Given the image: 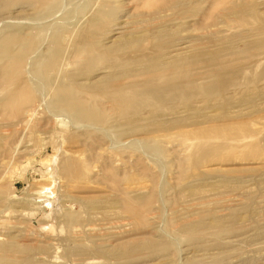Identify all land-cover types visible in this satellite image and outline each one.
Segmentation results:
<instances>
[{
	"label": "rangeland",
	"instance_id": "obj_1",
	"mask_svg": "<svg viewBox=\"0 0 264 264\" xmlns=\"http://www.w3.org/2000/svg\"><path fill=\"white\" fill-rule=\"evenodd\" d=\"M35 1L0 0V264H264V0ZM168 54L232 77L124 117L69 80Z\"/></svg>",
	"mask_w": 264,
	"mask_h": 264
},
{
	"label": "bare ground",
	"instance_id": "obj_2",
	"mask_svg": "<svg viewBox=\"0 0 264 264\" xmlns=\"http://www.w3.org/2000/svg\"><path fill=\"white\" fill-rule=\"evenodd\" d=\"M53 1L54 0H37V1H35V5L37 3V8H40L42 6H47L48 4H51ZM152 36H154V35L152 34ZM117 44H122V41L118 42ZM181 48H183L185 50L184 47H181ZM179 51H177V52H179ZM181 51H182V49H181ZM199 51H200V49H199ZM173 52H175V51H173ZM170 56L171 55L168 54L165 56L166 58H163V57L162 58H163V60L164 59L170 60L172 57V56L171 57ZM202 56H204V55H202ZM194 57H195V55H194ZM195 59H196V57L194 58V60ZM163 60H162V62H163ZM187 60H191V62L194 61L193 58L190 56L186 57L184 54H179L173 60L171 59L172 63H170L169 65L161 64L163 66V68L161 67V70H158L157 72H154L152 74L148 73L149 75L146 77H144L145 76L144 75L143 76L144 78L142 79L143 81H141V82L133 81V83L130 82V84H127V83L126 84H124V83L120 84V81L122 80L120 78L122 76H124V78L125 77H134L135 78V76H136V74H135V76H133L134 74H132V71H130V70H134V68H131L133 65H131V67H129L128 69H125L126 67H128V65H126V64H122V65L111 64L110 66L107 65V67H105L106 69H104V71H102L104 73L106 72V74H102L101 76L100 75L99 76L94 75L92 77L90 76L91 78L87 77L86 80L83 79L84 82L83 81L80 82V80H79L80 78L78 79V76H70L69 80H72L73 83L76 82L77 87H80V88L87 90L88 93H96V92L99 93L100 92V94H101V92H102L104 97H106L108 99L109 103L111 104L112 110H115L116 113L117 112L122 113L123 114L122 116L124 117L125 116L124 113H126V114H128V112L129 113L131 112L130 114H132L133 112L136 113V111H138L140 108H142L144 106H151L155 109L161 110V109H163L164 104L168 100H177V99L185 98V97L187 98L189 95L194 94L196 92H200V93H204V94L213 93L214 91L220 90L224 86V81H225L224 79H227L229 76V75L226 76L227 74L225 73L226 71L224 70L225 69L224 67L226 64L224 65V67H222L223 66V64H222V65H216L214 67L211 66V68H209V67L206 68L207 70L209 69V71L207 74L202 73L203 74L202 76L204 78L209 79V81H212V83L214 82V84H207V81L205 82L206 84H203L204 83V81H203V83H201L202 85L198 86L196 83L197 81L193 80V78H192L193 75L191 76V74H189L190 72L189 73H184V72L180 73L179 70L178 71L175 70L177 67L176 68L173 67L175 69L170 68L171 64L173 66H182V64L185 65V62H187ZM208 61H210V60H208ZM191 62L190 63L188 62L189 66L191 65ZM200 62H202V61H200ZM203 62H205V61H203ZM188 63H186V64H188ZM192 63H194V62H192ZM195 64H197V63H195ZM204 64H206V63H204ZM158 65L160 66V64H158ZM199 65L202 66L203 64L202 65L199 64ZM191 66H193V64ZM181 68H184V67H181ZM187 68H189V67H187ZM221 68H223V69L221 70ZM143 69H146V67L144 66ZM184 69H186V68H184ZM184 69H182V70L184 71ZM190 69H191V67H190ZM206 69H204L205 72H206ZM192 70H193V68H192ZM107 71H108V73H107ZM195 74H196V72H195ZM234 76L235 75H233V77ZM198 77L199 76H197V78ZM231 77L232 76L230 74L229 78H231ZM187 78H189V80ZM144 79H146V80H144ZM190 79H192V80L190 81ZM229 80H231V79H229ZM84 85H86V86H84ZM82 91H84V90H82ZM40 107H41V105L38 104L37 108L39 109ZM115 111H113V112L115 113ZM127 116H129V115H127ZM119 118L122 119L121 116ZM128 119L130 120V118H128ZM219 221L220 220H215V219L213 220L214 227L219 228V224H220ZM5 246H6V248L11 247V245L7 246L6 244L5 245L2 244V245H0V248H5ZM7 253H8V250H7Z\"/></svg>",
	"mask_w": 264,
	"mask_h": 264
}]
</instances>
